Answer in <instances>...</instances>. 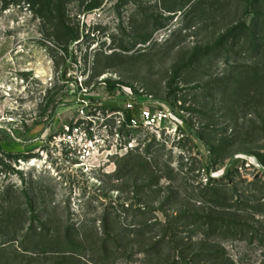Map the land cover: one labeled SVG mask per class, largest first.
I'll return each mask as SVG.
<instances>
[{"label": "rangeland", "instance_id": "374dc122", "mask_svg": "<svg viewBox=\"0 0 264 264\" xmlns=\"http://www.w3.org/2000/svg\"><path fill=\"white\" fill-rule=\"evenodd\" d=\"M60 1L0 0V264H264V0ZM125 87L175 123L84 166L77 100Z\"/></svg>", "mask_w": 264, "mask_h": 264}, {"label": "built area", "instance_id": "2783aa9c", "mask_svg": "<svg viewBox=\"0 0 264 264\" xmlns=\"http://www.w3.org/2000/svg\"><path fill=\"white\" fill-rule=\"evenodd\" d=\"M116 94L119 105L113 108L102 107L85 97L79 98L78 114L65 126L66 144L78 154L84 166L101 151L113 146L118 149L128 147L130 142L125 138L128 131L169 130L176 121L174 110L167 102H159L143 89L125 87Z\"/></svg>", "mask_w": 264, "mask_h": 264}, {"label": "trees", "instance_id": "16d2710c", "mask_svg": "<svg viewBox=\"0 0 264 264\" xmlns=\"http://www.w3.org/2000/svg\"><path fill=\"white\" fill-rule=\"evenodd\" d=\"M6 3H21V2H27L30 4V7L35 10V12L43 17L46 15H53L55 13L60 12L61 7H62V2L60 0H3ZM100 1H95L90 5V9H96L100 7ZM168 11H172L171 9H168ZM59 14V13H58ZM78 39L76 37H72V41H77ZM109 91L113 92L116 90V85L110 86ZM175 111V108L173 104L167 102ZM9 142H14L13 138L9 136Z\"/></svg>", "mask_w": 264, "mask_h": 264}]
</instances>
